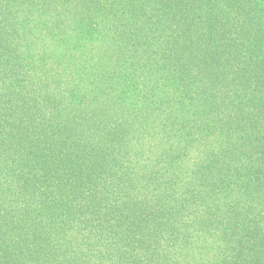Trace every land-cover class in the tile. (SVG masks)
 <instances>
[{
  "label": "trees",
  "instance_id": "obj_1",
  "mask_svg": "<svg viewBox=\"0 0 264 264\" xmlns=\"http://www.w3.org/2000/svg\"><path fill=\"white\" fill-rule=\"evenodd\" d=\"M0 264H264V0H0Z\"/></svg>",
  "mask_w": 264,
  "mask_h": 264
}]
</instances>
